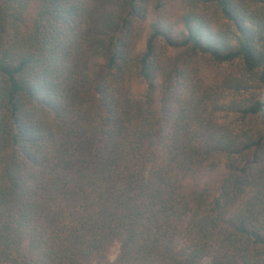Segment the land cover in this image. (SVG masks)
<instances>
[{"label": "trees", "instance_id": "trees-1", "mask_svg": "<svg viewBox=\"0 0 264 264\" xmlns=\"http://www.w3.org/2000/svg\"><path fill=\"white\" fill-rule=\"evenodd\" d=\"M92 262L264 264V0H0V264Z\"/></svg>", "mask_w": 264, "mask_h": 264}, {"label": "rangeland", "instance_id": "rangeland-1", "mask_svg": "<svg viewBox=\"0 0 264 264\" xmlns=\"http://www.w3.org/2000/svg\"><path fill=\"white\" fill-rule=\"evenodd\" d=\"M143 44V39L140 41ZM140 84L136 82L135 90L139 92ZM228 174L226 166V157L221 154H214L198 170L195 176L184 178V188L189 199L198 191L204 190L209 201H213L219 194L221 184ZM121 245L119 242L114 243L108 252L110 260H114L120 253ZM209 260L206 259L205 263ZM90 264H106L103 262H92Z\"/></svg>", "mask_w": 264, "mask_h": 264}]
</instances>
